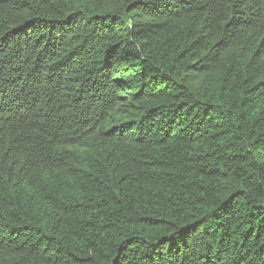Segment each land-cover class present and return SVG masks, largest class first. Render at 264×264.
Masks as SVG:
<instances>
[{"label": "trees", "instance_id": "obj_1", "mask_svg": "<svg viewBox=\"0 0 264 264\" xmlns=\"http://www.w3.org/2000/svg\"><path fill=\"white\" fill-rule=\"evenodd\" d=\"M0 264H264V0H0Z\"/></svg>", "mask_w": 264, "mask_h": 264}]
</instances>
